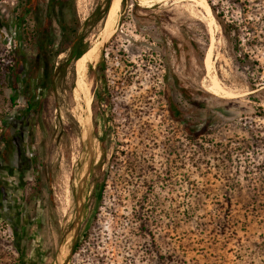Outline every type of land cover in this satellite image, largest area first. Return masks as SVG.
<instances>
[{"label":"rangeland","instance_id":"1","mask_svg":"<svg viewBox=\"0 0 264 264\" xmlns=\"http://www.w3.org/2000/svg\"><path fill=\"white\" fill-rule=\"evenodd\" d=\"M111 1L101 21L80 28L86 33L88 50L93 49L90 58L85 64L84 58L66 64L64 73L57 69L43 92L47 120L53 122L55 130L61 128L68 135L49 159L53 169L50 189L57 193L53 197L59 196L64 209L71 212L70 194L85 150L84 121L93 75L89 66L95 69L102 62L101 84L126 86L128 158L129 152L142 158L139 170L148 180L142 184L127 180L118 191L108 194L107 214L125 216L124 220L117 218L118 234L128 236L129 230L133 234L130 250L109 249L113 254H107L104 264H264V92L248 97L251 91L246 85L257 73L264 79V0H240L241 6L238 0H205L210 13L191 0H120L113 25L107 28ZM22 2L0 0V115L12 116L25 105L23 94L9 88V66L14 63L17 43L14 33L20 31L13 18ZM74 2L83 23L96 6L102 9L106 0ZM212 8L227 22L239 24L245 50L247 43L256 48L248 59L241 57L244 64L236 57L234 39L230 42L223 35ZM28 24L31 21L23 26ZM54 28L58 32L55 22ZM106 31L111 34L100 46ZM65 56L60 53L56 61ZM254 59L263 66L261 72L252 64ZM82 67L89 87L85 97L75 90ZM165 73L169 74L174 99L187 111L186 118L190 120V106L175 92L174 78L188 89L203 88L210 93L201 95L205 110H194L199 112L195 113L199 114L197 120L193 119L199 126L208 109L217 116L196 141L204 152L194 150L192 146L197 145L192 144L185 127L173 122L172 171L168 167L171 123L160 97ZM10 96L15 97L14 103ZM151 135L157 137V148L148 146ZM154 170L158 175L155 188L150 184ZM199 189L204 190L201 195L197 194ZM113 197L121 200L112 204ZM190 202L198 207L194 215L187 216ZM139 208L141 262L136 257L134 229ZM107 214L102 226L109 223ZM8 229L7 219L0 217V264H11ZM124 257L131 259L126 262Z\"/></svg>","mask_w":264,"mask_h":264},{"label":"flooded vegetation","instance_id":"2","mask_svg":"<svg viewBox=\"0 0 264 264\" xmlns=\"http://www.w3.org/2000/svg\"><path fill=\"white\" fill-rule=\"evenodd\" d=\"M91 80L90 163L81 193L78 178L81 159L78 163L69 213L59 196L53 197L57 193L50 189L53 187L50 180L53 169L49 164L54 149L61 146L62 138L68 139V135L61 128L55 130V125L47 127L44 109L39 107L42 92H37L32 106L25 103L12 116L0 115V217L8 221L11 264H104L109 259L107 254H113L109 249L130 250L132 246L133 233L129 230L126 236L125 233L118 234L116 229L120 226L117 218L124 220L125 216L107 214L105 206L108 194L118 191L117 188L127 180L148 183L143 179L147 175L143 176L139 170L142 158L132 152L128 158L126 86H105L94 73ZM120 82L125 83V80L120 79ZM160 97L162 106L166 104L171 123L168 167L172 171L174 121L168 106L173 105V88L168 87L166 92L163 86ZM53 130V137L48 139ZM149 138L148 146L157 148V137L151 135ZM151 155L156 157V154ZM157 183L158 175L154 170L151 187H157ZM113 199L112 204L121 200ZM140 200H143L142 195ZM105 213L109 223L102 226ZM134 220L136 257L141 262L140 208ZM101 232L106 236H101ZM108 246L107 251L104 250ZM130 259L124 257L126 262Z\"/></svg>","mask_w":264,"mask_h":264},{"label":"trees","instance_id":"3","mask_svg":"<svg viewBox=\"0 0 264 264\" xmlns=\"http://www.w3.org/2000/svg\"><path fill=\"white\" fill-rule=\"evenodd\" d=\"M109 4L110 0H106L102 9L100 6H96L87 19L81 23L76 12L74 0H23L13 18L20 27V31L14 33L17 43L16 52L12 58L14 63L9 66V69H12L11 73L9 72L12 78L11 82H9V88L16 89L22 93L25 103L29 106H32V103L36 101L35 95L40 90L42 95L39 107L44 109L43 116L46 117V104L42 99L44 96L43 92L48 90L57 69L64 73L66 64L86 55L89 42L85 40L86 33L80 31V28L83 24L92 25L101 21ZM238 5H242L240 0H238ZM213 13L226 39L230 42L234 39L236 57H238V61L241 64H244L245 60H241V57L242 59H248L250 51H255L256 48L252 46V43H247L248 49L245 50L244 46H241L239 24L227 22L220 14L215 13L214 9ZM27 20L31 21L30 26L29 24L23 26V23ZM54 22L58 26V32L54 28ZM60 53H65L66 56L56 61ZM253 55L254 53H252ZM258 63L257 59L252 61L253 65H258ZM252 68L254 69L253 66ZM104 69L102 62H100L95 69L89 66V74L95 73L97 78L101 80L104 77ZM262 69L263 66L258 65V71L261 72ZM173 80L175 92L180 94L190 106L188 109L191 111L190 120L186 118V109L175 99L173 105L169 104L168 110L172 114L173 121L185 127L192 144L196 143L197 146H192V148L198 152H204V147L196 141L200 139L201 135H205V127L214 122L217 116L208 109L204 114L202 125L199 126L197 121H195L199 115L195 113L199 112L194 113V110H205L207 105L201 99V95H210V93L203 88L193 91L181 85L176 78ZM2 85L6 86L5 84ZM246 85L251 91L248 97L264 92V79H261L258 73L250 78ZM164 87L167 92L169 87V74L167 73L164 74ZM9 99L11 103H14V96H10ZM47 127H53V122L47 120ZM53 134L54 130L49 132L48 139L53 137ZM203 192L204 190L199 189L197 194L201 195ZM197 207V204L190 202L187 204L185 214L187 216L194 215Z\"/></svg>","mask_w":264,"mask_h":264},{"label":"bare ground","instance_id":"4","mask_svg":"<svg viewBox=\"0 0 264 264\" xmlns=\"http://www.w3.org/2000/svg\"><path fill=\"white\" fill-rule=\"evenodd\" d=\"M177 1V0H176ZM193 2H196V4H198V6H200L203 11L205 13H210V8L208 6V4L205 2V0H191ZM118 0H112L111 1V5L107 14V28H110L113 25V21H114V13H115V9H116V4H117ZM195 4V3H194ZM194 7V6H193ZM194 10V9H193ZM196 11V10H195ZM199 13V12H198ZM203 13V12H202ZM205 17V16H204ZM211 18V17H210ZM213 20V17L211 18ZM214 21V20H213ZM207 22V21H206ZM211 23V22H210ZM209 23V24H210ZM212 30V29H211ZM211 32V31H210ZM93 49L92 50H88L87 55L84 57L83 60V64H85V62L87 61V59L90 58V55L92 54ZM208 52V51H207ZM208 58V56L206 57ZM206 58H205V63H206ZM208 64V63H207ZM84 70L85 67H82L79 72H78V80L75 86V90H76V94H82V96H86L88 91H89V87L88 84L86 83L85 79H84ZM86 78V77H85ZM213 83V82H212ZM216 87V86H215ZM218 88V87H217ZM213 89V88H212ZM219 89V88H218ZM215 93V92H214ZM76 98V97H75ZM86 99V98H85ZM79 115V114H78ZM78 119V118H77ZM79 120V119H78ZM81 120V119H80Z\"/></svg>","mask_w":264,"mask_h":264},{"label":"water","instance_id":"5","mask_svg":"<svg viewBox=\"0 0 264 264\" xmlns=\"http://www.w3.org/2000/svg\"><path fill=\"white\" fill-rule=\"evenodd\" d=\"M119 1L116 4V9L119 6ZM111 32L110 31H106L104 32V34L102 35L101 39H100V46H103L105 44V42L107 41V39L109 38ZM86 110H87V115L85 117V121H84V125H85V132H86V136H85V150L83 153V156L81 158V165H80V169L78 172V178H79V186H80V193L83 189V186L85 184L86 181V176L88 173V168H89V163H90V106H89V101L86 104Z\"/></svg>","mask_w":264,"mask_h":264}]
</instances>
